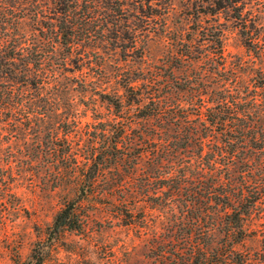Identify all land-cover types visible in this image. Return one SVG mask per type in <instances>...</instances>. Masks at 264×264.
I'll return each instance as SVG.
<instances>
[{
    "label": "rangeland",
    "instance_id": "374dc122",
    "mask_svg": "<svg viewBox=\"0 0 264 264\" xmlns=\"http://www.w3.org/2000/svg\"><path fill=\"white\" fill-rule=\"evenodd\" d=\"M62 15L54 0H0V31L26 53L33 44L43 51L42 64L30 69L19 58L4 59L5 70L21 66L20 82L0 70V88L20 92L13 104L0 102V264H139L142 243L135 229L119 224L108 198L77 205L88 214L83 229L52 233L57 212L97 171L86 145L99 117L114 111L102 93H125V77L173 59L187 41L209 49L212 25L222 29L227 68L254 88L264 74V0H80L71 46L53 32ZM108 20L117 23L110 30ZM36 71L47 82L38 83ZM247 226L243 264H264V194Z\"/></svg>",
    "mask_w": 264,
    "mask_h": 264
},
{
    "label": "trees",
    "instance_id": "16d2710c",
    "mask_svg": "<svg viewBox=\"0 0 264 264\" xmlns=\"http://www.w3.org/2000/svg\"><path fill=\"white\" fill-rule=\"evenodd\" d=\"M54 1L63 15L53 32L71 46L80 0ZM116 24L108 20L106 27ZM9 35L0 31V70L15 83L22 81L21 66L5 70L4 59L19 58L30 69L42 64L43 51L33 44L26 53ZM205 38L209 49L187 41L173 59L125 77V93H102L114 111L99 117L85 147L97 171L57 212L53 234L86 226L88 214L77 206L83 199L108 198L119 224L135 229L142 243L139 264H243L239 244L250 235L248 217L264 194V96L256 89L264 92V74L250 89L238 70L227 68L222 29L212 25ZM34 73L47 82V74ZM15 93L0 88V102L13 104Z\"/></svg>",
    "mask_w": 264,
    "mask_h": 264
}]
</instances>
